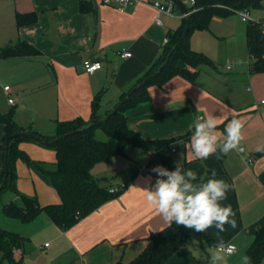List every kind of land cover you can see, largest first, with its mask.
I'll return each mask as SVG.
<instances>
[{"label": "crops", "instance_id": "crops-1", "mask_svg": "<svg viewBox=\"0 0 264 264\" xmlns=\"http://www.w3.org/2000/svg\"><path fill=\"white\" fill-rule=\"evenodd\" d=\"M153 1L139 0L121 11L103 0H0V51L25 41L40 52L36 57L0 60V116L12 111L25 132L53 136L58 121L77 117L90 120L98 96V115L105 116L115 109L122 95L162 55L169 32L183 24L185 12L180 7L181 25H172L167 15L160 16L161 25L156 24ZM185 7H191V3ZM18 14L34 16L36 21L18 26ZM250 15L254 21H263L264 3ZM215 19L219 28L214 26L204 43L197 37L190 38L192 48L209 56L214 67L202 66L195 82L175 76L163 85H151L150 99L126 112L128 126L145 140L189 135L176 143L180 156L172 157L177 166L196 173L193 183H200L207 170L206 181L215 169L216 178L231 185L227 200L221 203L231 205L236 227L225 225L223 233L213 227L203 239L189 238L163 264H208L220 242L236 246V254L226 257L227 264H241V257L248 256L255 232L264 225V152L257 150L264 148V72L252 67L247 23L240 18ZM220 47L226 48L222 59ZM122 51L132 56L123 58L118 54ZM94 60L100 61L102 68L87 73L84 63ZM239 60L244 63H237ZM228 63L233 64L231 70L226 69ZM6 86L10 91H5ZM209 114L222 121L217 128L221 134L231 119L244 122L240 149L220 159L212 155L207 160H191L189 130L197 117ZM4 134L0 124V175L5 169ZM18 147L30 156L41 154V149L51 151L56 162L53 150L28 141H20ZM123 155L138 168L148 162L158 166L154 150L127 146ZM100 164L92 171L95 177ZM138 168L133 182L118 197L67 230L60 229L46 214L29 223L5 216L3 205L22 206L23 202L12 190L1 193L0 230L18 234L23 242L9 241L12 257L4 259L0 251V264H114L136 259L147 247V238L166 228L143 191L154 184L157 175L152 170L139 172ZM16 173V187L21 194L36 196L42 207L61 202L56 189L42 181L23 160L17 161ZM193 239L198 243L192 244Z\"/></svg>", "mask_w": 264, "mask_h": 264}, {"label": "trees", "instance_id": "trees-1", "mask_svg": "<svg viewBox=\"0 0 264 264\" xmlns=\"http://www.w3.org/2000/svg\"><path fill=\"white\" fill-rule=\"evenodd\" d=\"M264 0H196L194 6L187 9L191 13L183 18V24L174 32H169L168 42L159 59L140 77L135 86L122 95L124 101L121 109L111 115H98L99 96L93 102L94 113L90 120L77 117L72 120L58 121L56 134L45 135L30 131L34 138L17 137L7 143V139L17 133L25 132L13 117L12 111L0 116V124L4 129L5 166L8 178L5 187L4 173L0 175V194L12 190L22 199V206L16 203L3 205L5 216L29 223L41 214H46L60 229L67 230L80 220L97 210L106 202L118 197L133 182L137 170L124 183L118 185V190L110 192L113 187L105 183V178L99 179L93 175L97 164L107 162L112 158L123 155L127 146L154 150L160 157L165 169L172 171L177 166L172 156H166L165 151L173 143L188 139L189 135L166 140H145L135 129L128 126L126 112L150 99L148 88L151 85H163L175 76H181L190 82H195L202 66L214 67L213 60L204 53L196 51L190 44L193 29H209L215 16L227 17L244 10L251 13L263 7ZM177 7V5L175 4ZM36 21L34 16L18 14L16 23L23 26ZM247 22V46L252 67L257 72H264V29L261 21ZM189 28L186 32V28ZM40 52L31 44L19 41L10 44L0 51V60L12 56L36 57ZM94 119H98L92 123ZM103 131L107 140H100L96 131ZM60 138V139H58ZM20 141L35 143L56 153L53 168L40 161L32 160L29 155L18 147ZM264 152V151H262ZM23 160L26 165L39 176L47 185L58 192L61 202L41 206L36 196L21 194L16 187V163ZM5 172V169H4ZM157 177V176H156ZM205 232L177 227L153 232L148 238V245L134 260L114 264H163L170 256L191 237L203 239ZM22 243L18 234L0 230V251L4 259H11L12 249L8 242ZM251 264H261L264 259V225L255 232V240L248 249Z\"/></svg>", "mask_w": 264, "mask_h": 264}, {"label": "clouds", "instance_id": "clouds-1", "mask_svg": "<svg viewBox=\"0 0 264 264\" xmlns=\"http://www.w3.org/2000/svg\"><path fill=\"white\" fill-rule=\"evenodd\" d=\"M244 22L253 20L252 16L244 10H238ZM255 22V21H253ZM237 63H244L243 60ZM222 121L214 114L206 117H197L193 123L190 136L191 160H207L216 155L220 159L233 150H239L243 140L242 128L244 122L241 119H231L224 128L223 133L217 131ZM264 151V148H258ZM152 172L157 175L154 184L143 189L146 201L156 211L167 228L173 223L177 227L194 231L195 233L207 232L215 228L218 233L226 231L225 225L236 227L235 213L230 204L223 205L221 202L227 200V194L231 190L229 182L222 178H216L215 169L211 170V177L205 181V176L197 180L196 173L184 170L179 166L169 171L162 166H156ZM192 244L198 243L195 239ZM191 248V245H186ZM236 254L235 245H225L220 242L215 245V250L210 254L208 264H227L226 257ZM241 264H251V258L247 255L241 257Z\"/></svg>", "mask_w": 264, "mask_h": 264}, {"label": "rangeland", "instance_id": "rangeland-1", "mask_svg": "<svg viewBox=\"0 0 264 264\" xmlns=\"http://www.w3.org/2000/svg\"><path fill=\"white\" fill-rule=\"evenodd\" d=\"M177 1L184 6H187L190 2V0H177ZM165 2L168 3L169 1L165 0ZM167 16H168V18H172V19H170V21L172 22V25L177 24V27L179 25H181L182 18L179 15V7H176V11H175V14L173 16H169V15H167ZM215 18H240V20H242V18L237 14H231L227 17L215 16L213 18V21L211 22V24L209 26V29H193V31L191 32L190 38L192 39L193 37H197L199 39L200 43H204L206 41L207 36L210 35L211 32H213L212 31L213 27L215 26L216 29L219 28L218 25H216V19ZM244 24H245V22H244ZM191 39H190V43L192 42ZM225 49H226L225 47L219 48V54H220L219 56L221 57V59L225 56V54H224V53H226ZM96 136L100 140H107L106 134L101 130L96 131ZM31 148H35V147L33 145H31ZM41 150H39V152H41V154H39V153L32 154L31 156L33 158L30 155H29V157L32 160L33 159H39L40 162L48 164V165H50L51 168H53V166H54L53 163L55 161V155L51 151H48L45 149L44 150L41 149ZM172 156L177 158L180 156V154H179V152H176V153H173ZM155 160H156L158 166L163 167V163H162L159 156L156 157ZM137 168H138V166L131 163V161L129 160L128 157H126L124 155H118L115 158H113L112 160L105 162V163H101L100 165H98L94 172H95V174L98 175L97 178H99V179L101 177L105 178V183L107 185L113 184V185L117 186L118 184H124L131 177V175L134 173V171ZM6 192H7V190L4 191L3 193H6Z\"/></svg>", "mask_w": 264, "mask_h": 264}, {"label": "built area", "instance_id": "built-area-1", "mask_svg": "<svg viewBox=\"0 0 264 264\" xmlns=\"http://www.w3.org/2000/svg\"><path fill=\"white\" fill-rule=\"evenodd\" d=\"M138 1L139 0H103V3L107 4V5L114 4V5H116L118 7L119 10L124 11L129 6L135 4ZM195 2H196V0H190L191 6H194ZM152 6L154 7V9L156 10V13H157L156 14V18H155V23L158 24V25L162 24V21L160 19L161 15L173 16L175 14V11H176V6H175V4L172 1H169L168 3H163L161 1L155 0V1L152 2ZM245 12H247V11H245ZM190 13H191V11L188 10L187 13L182 14V17L185 18ZM247 13H249V12H247ZM261 26L264 29V20L261 21ZM167 42H168V39L165 40V44ZM118 54L121 57H123V58H128V57L132 56V54L130 52H126V51L118 52ZM83 67H84V70L87 73L92 74V73H94V72H96V71H98V70H100L102 68V63L100 61H97V60L88 61V62L84 63ZM232 67H233V64L228 63L227 66H226V69L227 70H231ZM4 89H5V91H10V87L9 86H6ZM248 90H249V88H248ZM9 102L10 103H14L13 98H9ZM199 117H203V116H199ZM178 151H179L178 145L176 143H173V144H171L169 146L168 150L165 151V155L166 156H172L173 153H176ZM154 153H157V152L154 151ZM249 162H251V160ZM153 168H154V164L148 162L145 165L140 166L138 168V171L144 173V172L151 171ZM117 190H118V188H112L110 192L114 193ZM225 245L227 246V245H230V244H225ZM231 245H234V244H231Z\"/></svg>", "mask_w": 264, "mask_h": 264}, {"label": "water", "instance_id": "water-1", "mask_svg": "<svg viewBox=\"0 0 264 264\" xmlns=\"http://www.w3.org/2000/svg\"><path fill=\"white\" fill-rule=\"evenodd\" d=\"M174 4H176L178 7H180L185 13L188 12V9L180 4L177 0H171ZM188 27L186 28V32L188 31ZM253 71H254V68H253ZM124 104V101L120 102V104H118V106L109 114H113L117 111H119L122 107V105ZM96 121H98V119H94L92 121V123H95ZM17 137H30V138H34L35 135L34 134H31L29 132H21V133H17V134H13L11 135L8 139H7V143L11 140V139H14V138H17ZM60 139V138H58ZM7 178H8V170L6 169V166H5V172H4V177H3V183H2V186L1 187H5L6 183H7Z\"/></svg>", "mask_w": 264, "mask_h": 264}]
</instances>
